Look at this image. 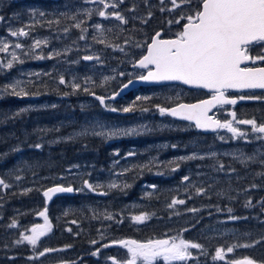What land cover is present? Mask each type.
Segmentation results:
<instances>
[{"label":"trees","instance_id":"obj_1","mask_svg":"<svg viewBox=\"0 0 264 264\" xmlns=\"http://www.w3.org/2000/svg\"><path fill=\"white\" fill-rule=\"evenodd\" d=\"M159 1L132 0L128 6L138 14H143L144 19L148 17V22L143 24L141 21L131 20L127 24L126 32L129 33L119 31L122 34L111 39L113 44L133 40L140 43L141 40V44L143 43L145 47L156 31H162L167 37H175L176 30L168 22V14H162L159 10L158 13L156 12ZM6 2L4 16L22 10L19 3H10L9 0ZM198 4L199 1L194 2L185 12L190 11V8H196ZM42 8L46 9L45 6ZM149 13L152 15L149 16ZM171 21L175 22L176 16H173ZM45 25H48L47 22ZM140 29L142 32L139 31ZM250 53L255 55L264 53V42L251 46ZM61 77L51 71L33 75L25 84L27 92L24 96L56 100L57 96L66 95L67 101H70L68 104L62 101L57 105L52 103L47 108L28 109L23 107L26 98L13 94V89L5 83L6 76L0 71V179L9 185L7 188L0 186V264H17L25 260L5 261L4 259L31 254L27 242L18 244L16 241L21 239L23 232L25 235H30L31 228L40 222L37 215L45 205L43 190L53 184L76 185L84 179L100 184L102 187L99 192L104 196L95 194L98 191L90 190L89 193L84 194L78 192L59 196L48 206L45 205L47 211L49 207L53 214L50 221L52 230L39 240L37 247L39 252V249L44 248L65 247L78 251L92 245L93 240L108 237L113 240L134 238L146 242L150 239L183 236L188 241L203 246L202 249L192 250L196 257L195 262L198 264H222L221 260H214L213 257L217 248L227 250L229 245L233 247L232 253L237 257L251 258L257 261V264H264L263 165L250 167L249 164H243L239 158L234 160L226 156L201 160L188 159L186 162L181 159L171 161L166 167L165 178H160L161 175L155 174L159 172L155 171L159 169L157 164L146 162L144 165L141 163L132 165L130 160L133 158L121 157L120 153L116 152H122L124 149L132 152L145 142L150 143L149 151H153L157 147H151L154 145L152 143L157 140L167 141L169 144L167 148L159 147L161 152L171 149V145H175L176 149L187 147L192 141L197 145L200 144L198 149L204 150L208 144H213V135L202 134L197 132L192 124L176 121L179 128L187 129L184 128L183 131L162 129L140 134L136 140L112 141L86 136L67 137L69 128H75L77 124L63 125V122L71 118L76 120L84 110L88 112L90 110L82 106L81 108L79 102L75 100L87 96L90 92L96 94L113 92L116 87L106 84L94 87L93 90L74 92L61 84ZM147 89L151 88L144 87L142 91ZM15 91L17 92L16 89ZM199 97L201 95L197 98ZM154 99L161 101L160 103L165 106L174 103V101L167 103L164 99L150 97L139 104L138 108L145 110L156 105ZM237 113L241 119H255L258 123H264V102L245 103L243 109ZM63 115L65 118L61 117ZM63 136L67 139H58ZM36 145L40 147L37 148ZM135 153L136 158L143 157L146 149L142 152L137 149ZM118 162L128 167V170L124 171L125 182L117 184V187H111L115 184L114 169L119 167ZM197 165H203L202 169H198ZM206 165L210 168L207 169ZM220 165H223V169ZM173 167L175 173L172 172ZM212 168L213 172H211ZM197 172H207L210 177L204 176L197 180L194 178ZM183 175L189 177L190 185L183 183L185 182ZM226 184H233L232 186L236 185V187L224 193V189L228 186ZM198 188H204L205 192L197 194ZM173 199L184 200L185 203L169 208L168 205ZM259 199L261 203H258ZM248 200H251L252 206H246ZM234 202H240V205ZM228 207L243 208L239 212L230 214L238 219L235 220L237 222L230 224V228L238 232L239 238L224 241L212 239L206 231L222 225V222L223 225L228 224L225 223L228 215L223 214ZM190 209L197 211H189ZM142 213L148 214L150 218L143 223L133 221V224H129L133 216ZM109 214L112 219L106 218ZM14 219L17 221L16 226L10 227ZM245 245L251 246L245 247ZM225 255L228 257L227 251Z\"/></svg>","mask_w":264,"mask_h":264},{"label":"rangeland","instance_id":"obj_2","mask_svg":"<svg viewBox=\"0 0 264 264\" xmlns=\"http://www.w3.org/2000/svg\"><path fill=\"white\" fill-rule=\"evenodd\" d=\"M23 1L25 2V0ZM43 1L46 2L48 0ZM196 1L199 0H192L191 5ZM51 3L55 5L54 10L51 11L45 10L39 5L28 3L30 5L21 4L20 7L22 10L19 12H12L9 16L0 15V17H3V20H0V48H3L4 45L8 46L6 51H0V71L6 76L5 83L9 88L13 89L14 86L17 92L22 91L26 93L25 84H27L28 80L32 78L33 75L49 71L54 72L57 76H62L65 82L61 84L66 89H70L74 92L79 90L83 91L85 89L93 90L94 87L106 84H110L113 87L115 86L117 89V86L119 87L126 80L140 75L139 70L135 66V62L145 53L147 44L144 47L143 43L141 44V40L140 43L133 40L131 42H123L122 44L114 45L111 41V39L115 38L117 35L129 33L126 32L128 29L127 24L131 20H138L143 24L148 22V17L144 19L145 16L143 14H138L132 7L128 6L132 3V0H105V3L109 5L107 9L104 8L103 4L99 3V0H55ZM111 5H115V7H111ZM171 7L170 0H160L159 8L156 12L158 13V10L161 11L163 8L164 11H161V13L168 14L169 22L172 20L173 16H176V21L180 20L181 13L185 12L188 8L182 5L179 9L169 11ZM101 10L107 13L118 11L125 17L127 23H122L111 15L101 17L98 14ZM60 16H64V18ZM46 22L48 24L47 26L45 25ZM78 23L80 24L79 28L75 26ZM184 23H186V20L180 21V23H175L173 21L171 25H173L176 33H178L181 31ZM96 25H100V28H96ZM21 28L24 29L28 35H11V32L18 31ZM66 29L67 31H65ZM119 31L123 32L119 33ZM139 31L142 32V29ZM36 41H40L39 47L35 46ZM16 44H20L21 47H15ZM13 56H15V59ZM86 56L94 57V59L86 60L84 59ZM9 62L12 63L10 68L7 67ZM120 73L124 75H120ZM74 85H79V88L74 87ZM181 88L178 85H169L152 87L145 91H142V88L134 89L130 91L128 95H124L116 101L105 100L103 104H100L98 99H94L95 96L88 94L90 96L89 100H87L88 103L93 104L95 107H93V110H89V112L84 110V113H82L80 117H76V120L74 118L65 120L63 125L77 124L75 128H69L70 130H68L69 132H67L66 136L73 138L78 136L96 137L114 141L121 139L136 140L140 134L161 131L162 129L183 131L186 127L179 128L177 125L178 123L176 124L174 119L167 117L165 113L161 114L159 109L168 107L162 105L160 103L161 101L154 99L156 105L148 107V109L145 110H140L138 108L139 104L150 97L160 98V100L164 99L167 103L173 101L176 103L178 98L182 97V95L187 96L191 93ZM20 96L26 98L23 107L28 109L36 107L47 108L52 103L57 105L62 101L64 103L66 102V104L69 103L67 101L68 99L65 97H58L55 100L53 98H41L39 96ZM99 96L108 97L110 93H102ZM86 97L87 96L76 99L80 107L85 104ZM138 97L140 99H137ZM129 107L132 108L131 111H123L124 108ZM112 109H116V111H112ZM231 111H233V109H221L217 115H219L223 123L231 122L233 127L247 133L245 137L234 136L227 128H223L219 133L213 135V144H208L204 150L198 149L200 144L197 145L194 143L195 141H192L187 147L176 149L175 145H171V149H166L161 152L159 151V149H161L159 147L167 148L169 144L167 141L163 142L157 140L152 143L154 145L151 147H157L156 150L153 151H149L148 145L150 143L145 142L144 144L142 143L141 147H136L132 152L124 149L122 152L117 151L116 153H120L119 156L121 157L125 156L127 158L128 156L133 158L130 160L132 165L135 163L144 165L146 162L157 164L159 169L155 171L158 170L159 172L155 174L161 175L160 178H165L167 174L165 170L166 167L169 166L168 164L174 160H181V157L195 156L194 159L201 160L216 156H226L234 160L239 158L243 164H249L250 167L253 165H264V162H262L264 161V134L253 132L251 125L239 123L242 120L238 119L237 116L233 119ZM257 124L259 123L257 122ZM113 132L117 134L112 135L111 133ZM58 139L63 140L67 138L63 136ZM144 148L146 149L147 156L144 154L143 157L136 158V150L138 149L142 152L145 151ZM183 160L186 162L188 159ZM117 166L119 167L114 169V183L116 185L125 182L123 179L125 177L124 171L128 170V167L123 166L121 162H118ZM202 166L203 165H197L196 167L202 169ZM205 167L207 169L210 168L208 165ZM193 169L195 170V168ZM213 170L212 168L211 172H213ZM188 171L192 172L190 170ZM172 172L175 173V167H173ZM204 176L210 177V174H207V172H197L194 178L199 180L204 178ZM213 178L216 180L214 176ZM57 179L59 180V178ZM85 181L91 184L95 189V191L92 190V192L98 191V193L95 194L104 196L102 192H99L102 186L90 182L88 179L81 180L77 182L76 185H71L75 188L77 193H89L91 189L87 187ZM183 183L185 185H190L191 181H185ZM226 185H228V189L226 188L228 191L224 189V193H228L234 189L232 186L233 184L231 187H229V184ZM45 205L48 206L47 204ZM45 205L44 208L41 207L43 210L39 212L45 210ZM226 215H228V218H226L225 223L228 224L223 225L222 222V225L208 229L206 233L210 235L209 237H212V239H221L222 241L239 238L238 232L230 228V224L235 219H230V214ZM37 216L40 222L36 224L42 225L44 223V218L39 215ZM47 216L49 221H52L53 214L50 212L49 207ZM129 224H133V220L129 222ZM175 238L177 242H179V239L188 241L183 236H177ZM97 240H102L104 243L103 245H107V243L118 239L113 240L108 237L107 239ZM28 245L31 251H34L35 248L38 247V245L35 248L30 244ZM103 245L98 248H108L103 247ZM97 246L98 244L96 243L94 247ZM228 247H231V245L227 246V248ZM114 248H118L117 253L120 257L118 260L125 261L128 259L126 249L123 247ZM67 249L68 247L60 248L51 254L57 252L59 256L63 257ZM39 250L43 251V249ZM192 250L193 249H190L192 252L191 259L187 261H173L171 264H198L195 262L196 257H194ZM224 250L226 252V249ZM92 251H94V249ZM74 253L75 251L73 250L72 255ZM82 255L83 254L80 255L78 251L73 259ZM78 259H80V257ZM240 260L243 259L231 252L228 253V257L225 255L221 262L222 264H234L235 261ZM157 264H165V262L158 260Z\"/></svg>","mask_w":264,"mask_h":264},{"label":"snow or ice","instance_id":"obj_3","mask_svg":"<svg viewBox=\"0 0 264 264\" xmlns=\"http://www.w3.org/2000/svg\"><path fill=\"white\" fill-rule=\"evenodd\" d=\"M107 9L109 5L105 0H99ZM171 10L179 9L182 5L190 7L192 0H170ZM115 7V5H111ZM161 11H164L162 8ZM99 16L106 17L114 16L122 23H127L125 17L118 11L107 13L104 10L99 11ZM152 14L149 13V16ZM3 20V17H0ZM181 20H186L181 31L176 33L174 39H162L161 33L156 32L151 38V43L147 45V55H144L139 61V66L142 68L152 69L148 71L146 76H141V80L145 81H182L184 84L193 85L212 89L214 95L209 100L201 101L197 104H179L174 108H160L161 114L169 113L172 116H180L188 121H194L195 126L201 129H217L227 128L234 136L245 137L247 133L233 127L231 122L221 123L218 120H213L209 115V109L217 104H236L235 99H228L225 96L227 89H264V67H241L245 61H260L264 62V53L252 56L249 54L250 48L254 43L264 42V0H199L196 8L188 12L181 13L180 20L175 23H180ZM173 23V21H169ZM77 28L80 24L75 25ZM100 28V25H96ZM67 31V29L65 30ZM12 36L28 35L24 29L11 32ZM36 47L40 46V41H36ZM7 45L0 48V51H6ZM15 47H21L16 44ZM15 59V56H13ZM86 60L94 59V57L86 56ZM98 59V58H97ZM9 62L7 67H11ZM120 75H124L120 73ZM107 79V78H106ZM64 83L63 77L60 80ZM132 81H129V84ZM79 88V85H74ZM124 87H127L125 85ZM13 94L20 96L26 93L16 92L13 86ZM246 97L241 96L240 99ZM248 99H261V97L253 96ZM100 102L104 103V97H98ZM137 99H140L139 97ZM132 108H124V112L131 111ZM116 111V109H112ZM235 118V113H232ZM239 123L251 125L253 132L264 134V123L257 124L255 119L242 120ZM134 131V130H129ZM103 134V133H101ZM112 135L117 133L113 132ZM127 134V133H125ZM37 148L40 145H36ZM131 155V154H130ZM214 155V154H213ZM192 157H181V159H194ZM264 162V161H262ZM178 167V165H177ZM223 169V165H220ZM19 179V177H17ZM184 181H188L189 177L184 176ZM87 187L93 191L95 189L91 184L85 181ZM0 186L5 188L9 185L5 184L3 179H0ZM111 187H117L113 184ZM155 187V186H153ZM30 191V190H28ZM72 187L56 186L46 190L43 195L49 199L53 193L72 192ZM197 194L205 192L204 188H198ZM184 200L173 199L168 205L173 208L177 204H184ZM246 206H252L251 200H248ZM189 211H197L190 209ZM231 212V209H229ZM44 218L42 225H34L31 228V234H21V239L16 243H24L37 246L41 237L51 232L52 225L47 216V209L38 213ZM107 219L113 217L109 214ZM148 214H140L132 217L136 223H143L149 219ZM230 219H237L234 216ZM73 223H76L73 221ZM14 220L10 227H15ZM71 231V229H69ZM91 243L96 244L93 240ZM260 243V241H256ZM112 244L121 245L127 250L128 259L125 261L117 260L115 257H110L112 264H157L158 260H162L165 264H171L173 261H187L192 258L190 249H202L199 243H193L184 239L171 237L168 239L148 240L140 242L132 239H122L112 241ZM110 245H103L109 247ZM251 245H245L250 247ZM70 247V246H69ZM57 251V249L44 248L38 252V256L43 257L46 253ZM228 253L233 252V247H228ZM100 249L97 248L93 255L99 254ZM225 250L217 248L214 260H223ZM234 264H257V261L251 258H244L240 261H235Z\"/></svg>","mask_w":264,"mask_h":264},{"label":"flooded vegetation","instance_id":"obj_4","mask_svg":"<svg viewBox=\"0 0 264 264\" xmlns=\"http://www.w3.org/2000/svg\"><path fill=\"white\" fill-rule=\"evenodd\" d=\"M6 1L7 0H0V14L1 15H4L6 12V8H5L6 7ZM41 1L42 0H35V1H33V4L39 5L40 7L45 6L46 7L45 10H48V11L54 10L55 5L51 2H53L55 0H48L46 2L45 1L41 2ZM9 2L10 3H22L24 1L23 0H9ZM60 17L64 18V16H60ZM162 36H163V33H162ZM249 54L252 56H256L255 54H252V53H249ZM252 65H264V63L260 62V61H255V62L252 61ZM181 89L183 90V88H181ZM187 91H189V90H187ZM189 92H191L189 95H187V96L182 95V97L178 98L177 102L178 103H181V102L191 103V102L195 101L199 95H201L203 98L211 95L209 93H206V92H203L200 90H191ZM260 94H263V96L261 97ZM226 95L228 97L236 98L237 103L234 105L230 104V105H223V106L217 107L215 112H216V116H218V118H219V115H217V114L221 109H225V110L226 109H228V110L233 109V111H231V114L235 113V117L237 116L238 119L244 120V119L240 118V115L237 112L241 111L243 109V106L245 103L264 102V100H263L264 99V93H258V92L235 93V92H231V91H226ZM241 96L246 97V98L240 99ZM253 96L261 97V99H248L247 98V97H253ZM85 105L91 109H93V107H95L93 104H89L88 102H86ZM228 178L231 179V178H237V177H228ZM229 185L231 187V184H229ZM235 187H236V185L234 186V188ZM260 199H259L258 203H261ZM234 204L240 205V202H234ZM229 206H231V203L229 204ZM227 209L228 210H226L225 213H223V214H234L235 212L241 211V209H243V208L242 207H235V208L234 207L233 208L228 207ZM229 209H231L230 213L227 212V211H229ZM235 220H238V219H235ZM235 220L232 221V223L237 222ZM96 241L98 244L97 247H94L96 244H92L88 247H84V248L78 250L80 255L83 254L82 256H79L80 259H78L79 257L76 259H73L77 255L78 251L76 252V250L70 249V248H68L65 251V255L63 257L59 256L57 254V252H55L53 254H51L52 252H50V253H47L46 255H44L43 257H40L37 255L39 252L38 248H35L34 251H31L30 255L26 254V255L14 256V257L10 256L9 258H5L4 260L5 261L13 260V259H18V260L24 259L25 260V261L17 262V264H112V260L109 259L110 257H115L118 260V258H119L118 253H117L118 248H114V247H120V246H114V245H112V242L107 243V245H110L108 248H99L100 249L99 254L93 255V253L96 252L97 248L104 244L102 240H96ZM93 249H94V251H92ZM73 250L75 251V253L72 255ZM28 260H31V261H28Z\"/></svg>","mask_w":264,"mask_h":264},{"label":"water","instance_id":"obj_5","mask_svg":"<svg viewBox=\"0 0 264 264\" xmlns=\"http://www.w3.org/2000/svg\"><path fill=\"white\" fill-rule=\"evenodd\" d=\"M160 32V31H159ZM161 33V32H160ZM175 38V37H174ZM174 38H162V39H174ZM151 41L148 43L150 44ZM144 55H147V48H146V51L145 53L141 56V58L144 56ZM140 58V59H141ZM138 59L136 62H135V66L141 70H146L148 68H142L139 66V63L138 61L140 60ZM252 61H245L244 63H242L241 67H264V66H248L251 64ZM149 67H152V66H149ZM152 69V68H151ZM151 69H148L146 70V72L142 75V76H146L148 74V71L151 70ZM141 76L139 77H136V78H131V79H128L127 81H125L120 87L119 89L112 95L108 96V97H105L104 96V101L105 100H110V101H116L118 100L119 98H122L124 95H127L130 91H133L134 89H137L141 86H151V85H165V84H180L186 88H189V89H200V90H203L205 92H208V93H212V95L208 96V97H204L202 99H198V100H195L191 103H179V104H197L201 101H204V100H209L211 99V97L214 95V92L212 89H208V88H203V87H197V86H193V85H187V84H184L182 81H145V80H141L140 79ZM132 81V83L129 84V81ZM125 85H127V87H124ZM229 91H233V92H252V91H257V92H263L264 93V89H227ZM226 96V95H225ZM99 97H102V96H99ZM227 97V96H226ZM228 99H235L236 98H232V97H227ZM179 104H175L173 106H170L168 107L167 109H170V108H174V107H177ZM221 104H217L215 105L214 107L210 108L209 109V112H208V115L213 119V120H218L220 121L219 119H217L215 117V115L213 114L214 110L220 106ZM222 105H225V104H222ZM167 116L175 119V120H180V121H184V122H189L191 124L194 125L196 131L198 132H201L203 134H214L216 133L220 128H217V129H201V128H197L195 126V122L194 121H188L186 119H183L182 117L180 116H172L170 115L169 113H165ZM221 122V121H220ZM56 186H63V187H72L73 188V191L72 192H63V193H53L52 196H51V199L45 197L44 195V198H45V203L48 205L50 203V201L55 198V197H58V196H62V195H72L74 194V187L72 185H69V186H64V185H61V184H54V185H50L49 187L45 188L44 192L46 190H48L49 188H53V187H56ZM127 239H131V238H127ZM167 239V238H166ZM132 240H135V239H132ZM137 241V240H136ZM141 242V241H140ZM114 246H121V245H117V244H112Z\"/></svg>","mask_w":264,"mask_h":264},{"label":"bare ground","instance_id":"obj_6","mask_svg":"<svg viewBox=\"0 0 264 264\" xmlns=\"http://www.w3.org/2000/svg\"><path fill=\"white\" fill-rule=\"evenodd\" d=\"M61 27H62V26H61ZM64 33H65V32H64ZM63 43H64V42H63ZM62 45H63V44H62ZM145 45H146V44H145ZM118 89H119V88L115 89L113 92L110 91V92H109L110 95L114 94ZM89 95L95 96L94 98H95V99H98V97H99L100 94H96V93H94V92H90ZM58 97H61V98H64V97H65L66 99L68 98V96H66V95H59V96H57V98H58ZM69 97H70V96H69ZM78 99H79V97H78ZM85 99H86V102H88V101H87V100H89L88 95H87V97H86ZM8 100H9V99H8ZM98 100H99V99H98ZM99 101H100V100H99ZM69 102H70V101H69ZM75 102H76V100H75ZM86 102H85V104H86ZM6 103H7V101H6ZM85 104H83V105L80 104V105H81L83 108H84V107H85V108H89V107H87ZM100 104H101V102H100ZM4 105H5V103H4ZM70 105H71V104H70ZM68 106H69V105H68ZM68 106H67V107H68ZM63 108H64V107H63ZM67 109H68V108H67ZM90 110H93V109L90 108ZM62 114H63V113H61V115H62ZM65 115H66V114H65ZM61 117H62V118H65L64 115L61 116ZM61 123H62V122H61ZM3 129H4V128H3ZM8 129H9V128H8ZM8 129H7V130H8ZM3 131H4V130H3ZM2 133H3V132H2ZM71 140H72V139H71ZM47 187H49V186H47ZM47 187H46V188H47ZM44 190H45V189H44ZM44 190H43V193H44Z\"/></svg>","mask_w":264,"mask_h":264}]
</instances>
